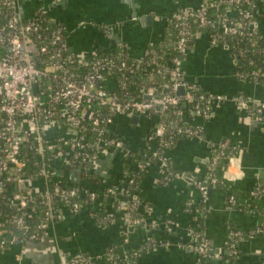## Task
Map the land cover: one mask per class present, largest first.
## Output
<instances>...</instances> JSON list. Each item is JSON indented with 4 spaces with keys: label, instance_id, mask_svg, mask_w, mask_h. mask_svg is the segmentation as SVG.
<instances>
[{
    "label": "crops",
    "instance_id": "1",
    "mask_svg": "<svg viewBox=\"0 0 264 264\" xmlns=\"http://www.w3.org/2000/svg\"><path fill=\"white\" fill-rule=\"evenodd\" d=\"M206 1L16 0V5L23 19L33 18L42 10L51 23L63 27L68 50L75 56H94L123 43L129 57L139 61L152 50L163 59L177 53L168 18L179 8L195 9ZM105 28L111 29L110 37L105 36ZM259 30L264 35V14L259 19ZM179 61L187 80L196 84L200 93L229 98L244 94L264 101V81L239 75L231 50L223 44H212L206 32L197 33L188 51L179 55ZM107 85L115 88L117 82L112 78ZM180 105L179 119L197 127L199 133L193 137L181 134L168 147L166 157L181 174L179 177L164 181L166 171L158 162L144 173L138 195L145 202V226L139 225L133 232L126 230L123 212L111 207L113 197L105 191L107 185L117 186L128 176L123 170L124 157L139 159L144 151L155 147L160 113L156 109L138 115L134 122L125 115L115 118L111 131L120 146L108 148L94 163L90 176H84L77 167L55 166L61 181L103 195L106 206L102 203L97 209L107 211L111 217L107 223H98L85 208L77 214L65 212L61 219L47 225L39 241L0 248V264H67L70 257L79 254L99 258L108 247H114L122 256L132 248L138 249L141 253L132 264H228V235L233 229L247 233L239 239L235 264H264V194L251 195L264 188V112L257 120L229 99L213 104L210 116L203 118L193 114L190 103L182 101ZM225 140L230 156L225 165L214 169L213 153ZM136 163L131 165L134 171ZM214 172L222 179V186L208 184L204 202L201 190L187 181V175L207 180ZM43 183L35 179L33 187L43 189ZM234 196L236 205L230 207L229 197ZM255 197L262 206L256 203L252 209ZM196 205L204 209L201 216ZM191 229L205 236L212 251L200 254L188 247L194 241ZM161 242L170 244L164 246Z\"/></svg>",
    "mask_w": 264,
    "mask_h": 264
},
{
    "label": "built area",
    "instance_id": "2",
    "mask_svg": "<svg viewBox=\"0 0 264 264\" xmlns=\"http://www.w3.org/2000/svg\"><path fill=\"white\" fill-rule=\"evenodd\" d=\"M263 7L264 0H209L195 9L175 10L167 23L175 36L178 57L188 51L197 33L206 32L212 44H223L231 50L235 62L234 49L240 54L249 50L260 53L249 62L252 70L238 74L254 81L263 80L264 35L259 30ZM44 15L39 10L35 17L23 19L17 11L16 0H0V18L5 17L0 25V48L3 50L0 53V193L7 194V201L14 209L10 221L30 239L39 236L35 232L28 233L30 226L26 218L30 215L41 216L37 225L39 231L47 228L50 222L61 219L65 212L77 214L85 204L93 210L102 206L100 197L103 195L61 181L53 163L77 167L84 176H90L96 160L108 148L120 146L111 131L117 116L147 115L154 112L157 104L162 105L155 129L156 145L142 153L135 174L145 173L158 162L166 171L164 181L181 175L166 157L169 143L175 135L193 137L199 133L197 127L178 123L169 130L170 122L165 114L171 107L176 108L180 118V104L185 101L191 104L194 115L208 118L213 104L230 99L239 110H248L255 119H262L264 101L244 94L229 98L222 94L196 93L198 86L187 80L177 57L161 61L159 52L152 50L149 59L139 60L145 62L144 66L138 65L135 62L138 60L129 57L123 43L114 45L116 52L113 56L104 55V51L94 56H75L68 50L63 27L47 31ZM104 33L110 37L112 31L105 28ZM157 76H160L159 80ZM112 78L117 82L115 88L107 85ZM181 85L186 86L183 98L175 94ZM166 87L168 91L162 95ZM134 88L139 90L137 94L130 93ZM228 148V141L219 143L213 163L225 156ZM27 150L38 160L43 189H35L32 177L26 174ZM135 174L128 175L124 181L135 183ZM8 182L12 186L6 187ZM216 182V177L209 176L207 180L197 179L191 184L201 190L205 202L207 184ZM84 192L87 199L83 205L79 198ZM105 192L113 197L116 194L114 185H107ZM262 194L264 188L251 192L253 196ZM228 202L230 207L236 205L234 197H229ZM136 208L137 201H131L130 195L125 203L118 202L117 209L123 212L122 219L127 226L145 221V217L136 215ZM110 219V216H104L98 223L105 224ZM190 232L194 239H200L189 243L188 247L200 254H208L210 246L205 236L192 229ZM10 234L11 244L20 243L14 233ZM242 237L240 230L229 233V256L238 254ZM150 242L156 244L154 240ZM161 244L168 246L170 243ZM0 246H4V241ZM115 253V248L110 247L99 258L79 254L70 257L67 264H105L104 260L112 259ZM123 257L128 258L129 252Z\"/></svg>",
    "mask_w": 264,
    "mask_h": 264
},
{
    "label": "trees",
    "instance_id": "3",
    "mask_svg": "<svg viewBox=\"0 0 264 264\" xmlns=\"http://www.w3.org/2000/svg\"><path fill=\"white\" fill-rule=\"evenodd\" d=\"M44 19V25L47 28V31L50 30V29H53L55 27H57L56 24L54 23H51L49 20H48V17L46 15H44L43 17ZM5 20V17H1L0 18V25L4 22ZM230 38V37H228ZM232 41V40H230ZM247 46V45H246ZM248 48V47H247ZM116 52V49L113 46H111L110 48H107L105 51H104V55L106 56H113ZM0 53H3V50L2 48H0ZM233 53L236 54V70L238 73H241V72H246V71H249V70H252V65H249V62L252 60V59H256V57H258L257 55H260V53H255V52H252L251 50L247 51V53L245 54H240V51L238 49H234L233 50ZM150 55L151 53H147V55L145 56V58L143 60H147L150 58ZM172 57H178L177 53H174L173 56H171L170 58H161L160 60L161 61H167V60H170ZM136 63H138V65L140 64H143L142 66H144V63L143 61H135ZM155 77V76H154ZM157 79L159 80L160 79V76H157ZM264 81V79L262 80ZM135 93V90H130V93ZM129 93V95H130ZM196 93H200V90L197 88L196 90ZM181 107V105H180ZM165 118L168 122H170V124L168 125V129H172V125L174 123H178L180 125H184L186 126V124L178 118V114L176 112V108L175 107H171L170 110H168L165 114ZM114 136V134H112ZM177 136L179 135H175V137L173 138L172 142L169 143V147L174 143V141L176 140ZM181 136V135H180ZM231 149H227L226 151V155L223 156L222 158H219L218 160H216V163H213V156L215 155V151L213 153V156H212V162H211V166L215 169L219 166H222V165H225L228 161V157L230 156V151ZM27 155H26V158L28 159V165L26 167V174L29 175L30 177H32L33 180L35 179H39V173H38V165H37V158L36 156H34V154H32L30 151L27 150ZM137 159V160H136ZM140 159V158H139ZM139 159L136 157L135 159L134 158H130V157H124V162H123V170L125 171V175H133L136 173V171H134L133 169H131V165L133 163H136L137 161H139ZM59 166V165H62L64 166L61 162H54L53 163V169H55V166ZM214 177L217 178V182L214 183V184H210L211 187L213 186H217V185H221V182H222V179L216 175V173L214 172ZM136 176V180H135V183L133 184H128L127 182L125 183L122 179L120 180V183L116 186L114 185L115 187V192L116 194H114L110 204H111V207H116L117 208V205H118V202H120L121 204L122 203H125L126 200L128 199V196L130 195V199L131 201L132 200H136L137 201V208L135 209L136 211V215L139 216V217H146V210H145V202H143L140 197H139V189H140V181L141 179L143 178L144 176V173L142 174H135ZM12 186V184L10 182H8L6 184V187H10ZM81 186V185H80ZM222 186V185H221ZM81 188H83V186H81ZM84 189V188H83ZM105 191V190H103ZM104 193V192H103ZM7 194L6 193H0V242L1 241H4V246L0 248H7L11 245V233H14V235H16L18 237V240L21 244H24L28 241H39L41 239V237L43 236L45 229H42V230H37V225L39 224V222L41 221V216H38V217H34V216H28L26 218V223L30 226V230L28 231V233H38L39 236L37 237V239H30L28 238L27 236L24 235V231L21 230L16 224L12 223L10 221L11 219V216L12 214L14 213V209L9 205L8 201H7ZM234 198L237 200V198L234 196ZM81 202L83 203L84 205V202L86 201L87 199V194L86 192L82 193L80 198ZM105 198L103 197H100V200L102 201L103 205L106 206V202L104 200ZM258 197L256 198H253V200L251 201L252 203V206L251 208L254 209V207H256V203H259V207L262 206V203L260 201H258ZM87 209V211L89 213H91L96 221L98 222V220H100L101 218H103L104 216L108 217V213L107 211L104 210V208L102 210H93L92 207L90 206H87V204H85L83 206V209ZM195 208L199 211V215L201 216L204 209L201 208L200 205H196ZM118 211H121V210H118ZM70 213V212H69ZM200 229H202V227L198 226ZM234 230V229H233ZM232 231V230H231ZM230 231V232H231ZM201 232V230H200ZM229 232V233H230ZM243 233V232H242ZM247 233H243V237H245ZM199 237L194 239V242H198L199 241ZM241 239V238H240ZM228 246H229V242L227 244V251H228ZM109 249V247L107 248V250ZM138 249H135V248H132L129 250V257L128 258H124L122 255H120L119 253H115L114 257L112 259H105L104 260V263L105 264H132V262L134 260H136L139 256V254L141 252H138L136 255H134L133 253L135 251H137ZM139 251V250H138ZM86 255H88L86 253ZM227 262L228 264H235V262L237 261V255L235 257H232V256H229L228 252H227Z\"/></svg>",
    "mask_w": 264,
    "mask_h": 264
},
{
    "label": "water",
    "instance_id": "4",
    "mask_svg": "<svg viewBox=\"0 0 264 264\" xmlns=\"http://www.w3.org/2000/svg\"><path fill=\"white\" fill-rule=\"evenodd\" d=\"M167 91H168V87L164 88V90H163V92H162V95H164ZM185 93H186V86H184V85L179 86V87L177 88V90H176V94H177V95L184 96ZM155 109H156L157 111H162V105L157 104V105L155 106ZM137 118H138V115H137V114H134L133 116H131V120H132L133 122L136 121ZM185 175H186V174H185ZM193 180H194V177H191V176H188V175H187V181H188L189 183H192ZM124 225L126 226V230H128L129 232H133V231L136 229L137 226H139V225H141V226H145V221L141 222L139 225H128V226H127L125 223H124ZM209 251H212V250H209Z\"/></svg>",
    "mask_w": 264,
    "mask_h": 264
},
{
    "label": "bare ground",
    "instance_id": "5",
    "mask_svg": "<svg viewBox=\"0 0 264 264\" xmlns=\"http://www.w3.org/2000/svg\"><path fill=\"white\" fill-rule=\"evenodd\" d=\"M208 185V184H207ZM208 194H209V190H208Z\"/></svg>",
    "mask_w": 264,
    "mask_h": 264
}]
</instances>
